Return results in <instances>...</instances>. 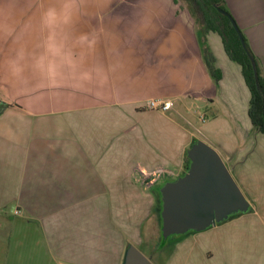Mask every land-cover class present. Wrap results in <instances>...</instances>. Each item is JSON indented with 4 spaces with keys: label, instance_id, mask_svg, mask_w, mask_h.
<instances>
[{
    "label": "crops",
    "instance_id": "0c3cea01",
    "mask_svg": "<svg viewBox=\"0 0 264 264\" xmlns=\"http://www.w3.org/2000/svg\"><path fill=\"white\" fill-rule=\"evenodd\" d=\"M224 2L264 77V0ZM190 18L176 0H0V264H122L149 221L160 228L158 189L194 140L249 209L149 259L264 264V136L240 66L209 32L216 83ZM157 98L175 108L144 107Z\"/></svg>",
    "mask_w": 264,
    "mask_h": 264
},
{
    "label": "water",
    "instance_id": "95a60500",
    "mask_svg": "<svg viewBox=\"0 0 264 264\" xmlns=\"http://www.w3.org/2000/svg\"><path fill=\"white\" fill-rule=\"evenodd\" d=\"M215 8L228 18L237 33L250 60L258 88L255 60L246 49L242 33L230 14ZM186 158L189 161L187 171L175 180L164 183L159 190L160 234L163 241L172 236L205 230L249 209L230 170L213 147L203 141H196L186 151ZM122 264L152 263L130 245L124 253Z\"/></svg>",
    "mask_w": 264,
    "mask_h": 264
},
{
    "label": "trees",
    "instance_id": "16d2710c",
    "mask_svg": "<svg viewBox=\"0 0 264 264\" xmlns=\"http://www.w3.org/2000/svg\"><path fill=\"white\" fill-rule=\"evenodd\" d=\"M181 1L186 4L190 17L192 18L194 24L199 28L202 58L210 77L216 83H218L221 78V73L215 67V58L206 41V35L209 32L216 33L220 37L227 57L232 62L240 66L244 82L250 92L248 117L250 119L252 128L256 132L264 136V77L262 76L261 70L259 69L256 60L254 59L256 64L257 76H258V88H257L254 81L250 60L241 46L237 33L233 29L228 18L220 14L215 8L216 6L221 10L225 11L226 13L230 14L226 9L224 0H181ZM244 42L247 51L253 57L245 39ZM196 141L197 140H194V142ZM188 166H189V161L186 158L185 172L187 171ZM159 190L160 189H158L157 194L160 199ZM159 211H161V201H159ZM160 227H161V220H160ZM182 236L183 235L172 236L169 238L178 239ZM159 241L160 243H158L159 245L158 247H161L162 245L161 243L163 242L161 234L159 236Z\"/></svg>",
    "mask_w": 264,
    "mask_h": 264
},
{
    "label": "rangeland",
    "instance_id": "374dc122",
    "mask_svg": "<svg viewBox=\"0 0 264 264\" xmlns=\"http://www.w3.org/2000/svg\"><path fill=\"white\" fill-rule=\"evenodd\" d=\"M178 6H180L182 9H184V12L186 13V15L190 16L189 14V11H188V8L186 6L185 3H183L181 0H176ZM231 15V14H230ZM232 16V15H231ZM192 19V18H190ZM234 19V18H233ZM171 101H173L172 99H170ZM173 108L168 111L169 112H172V110L175 108V103L173 101ZM206 116H203L202 119H205ZM200 122H202L200 120ZM185 171V169H184ZM166 175V174H164ZM162 179V178H161ZM149 179L147 178L144 179V182L147 184ZM13 210H14V204H8V206H6L4 209H3V213L7 216V217H13ZM156 214H154V217H155ZM153 223V220L149 221L148 223V226L146 228H144L143 230V244L142 245H135V247L146 257L149 259V252L150 250H155L156 247H157V244L160 243L159 241V234H160V228L158 227V225L154 224L153 225V232H151L150 230V225ZM158 224V223H157ZM176 238H169L167 240H164L161 244L162 246L161 247H164L165 245H169V247L172 245L173 241L175 240ZM168 247V246H167ZM150 260V259H149ZM150 262L152 264H155L153 263L154 261L150 260Z\"/></svg>",
    "mask_w": 264,
    "mask_h": 264
},
{
    "label": "built area",
    "instance_id": "2783aa9c",
    "mask_svg": "<svg viewBox=\"0 0 264 264\" xmlns=\"http://www.w3.org/2000/svg\"><path fill=\"white\" fill-rule=\"evenodd\" d=\"M174 104L173 101L170 99H149L145 101L144 107L147 110L152 111H159L162 113L168 112L173 108ZM166 174L164 171H155L154 173H144L145 179H149L148 181H153V177H160L162 175ZM151 177V178H150ZM15 214H18V211H15Z\"/></svg>",
    "mask_w": 264,
    "mask_h": 264
}]
</instances>
